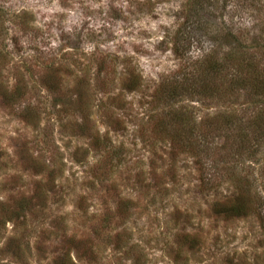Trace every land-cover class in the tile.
Here are the masks:
<instances>
[{"label": "rangeland", "instance_id": "1", "mask_svg": "<svg viewBox=\"0 0 264 264\" xmlns=\"http://www.w3.org/2000/svg\"><path fill=\"white\" fill-rule=\"evenodd\" d=\"M0 264H264V0H0Z\"/></svg>", "mask_w": 264, "mask_h": 264}, {"label": "trees", "instance_id": "2", "mask_svg": "<svg viewBox=\"0 0 264 264\" xmlns=\"http://www.w3.org/2000/svg\"><path fill=\"white\" fill-rule=\"evenodd\" d=\"M225 63H227V65H228V62L226 61ZM220 64H217V63H215L214 64V67H213V71H216L215 70V68L217 67V66H219ZM225 66H226V64H225ZM227 67V66H226ZM228 67H230L229 65H228ZM218 72V71H217ZM228 75V73L227 74H225V73H223V78L225 77V76H227ZM174 90H175V88L174 89H172V92H173V96H175L174 95ZM16 91V90H15ZM11 96V95H10ZM5 97H7V94L5 95ZM10 99V101H14V99H12L11 97H9ZM238 200H240V199H237L236 200V202L238 201ZM228 210H229V212H232V214H237V215H244V214H242V213H246V207H245V204H243V203H241L240 201L238 202V203H234V204H232V205H230V207H228V209L226 210L227 212H228Z\"/></svg>", "mask_w": 264, "mask_h": 264}]
</instances>
